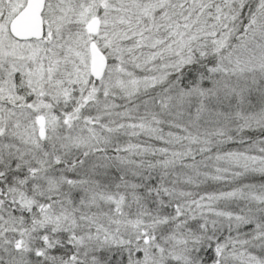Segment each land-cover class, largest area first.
<instances>
[{"label":"snow or ice","instance_id":"snow-or-ice-1","mask_svg":"<svg viewBox=\"0 0 264 264\" xmlns=\"http://www.w3.org/2000/svg\"><path fill=\"white\" fill-rule=\"evenodd\" d=\"M0 264H264V0H0Z\"/></svg>","mask_w":264,"mask_h":264}]
</instances>
